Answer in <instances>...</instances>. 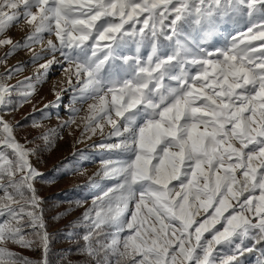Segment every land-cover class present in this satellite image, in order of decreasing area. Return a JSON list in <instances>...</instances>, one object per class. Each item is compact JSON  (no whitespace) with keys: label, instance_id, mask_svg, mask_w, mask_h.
Masks as SVG:
<instances>
[{"label":"snow or ice","instance_id":"obj_1","mask_svg":"<svg viewBox=\"0 0 264 264\" xmlns=\"http://www.w3.org/2000/svg\"><path fill=\"white\" fill-rule=\"evenodd\" d=\"M0 50V264H50L37 183L81 169L45 178L34 160L73 126L106 157L60 214L82 209L65 225L81 264H264V0H0ZM55 65L20 138L9 117Z\"/></svg>","mask_w":264,"mask_h":264},{"label":"rangeland","instance_id":"obj_2","mask_svg":"<svg viewBox=\"0 0 264 264\" xmlns=\"http://www.w3.org/2000/svg\"><path fill=\"white\" fill-rule=\"evenodd\" d=\"M15 38H19L22 33L19 29H14L11 33ZM213 43H216V46H222L223 37L212 38ZM0 55H2V50H0ZM29 54L26 52H19L17 55L12 57L9 60V64H15L17 61L27 60ZM3 69L0 68V71ZM35 68L32 65H28L26 70L20 75L15 77L10 83H15L16 80L22 79L24 76H30L34 73ZM64 80V75L62 69L59 65L53 66L51 69L46 81L42 83L36 94L33 96L32 101L36 108H43V105L55 99L52 88L55 85L57 89L61 86ZM70 103V94H65L59 109H51L53 115L50 120H46L45 124L47 127L56 128L57 125L62 121L68 119L67 106ZM30 103L28 106L24 105L21 109L13 113L9 118L15 121H20L22 118L27 116L32 112ZM39 114L37 113V116ZM59 116V119L57 118ZM32 133L36 134L34 131ZM71 133V134H70ZM107 133V130H106ZM18 137L22 138L24 135L18 129ZM60 135L63 139H58L55 143V146L43 152L40 160H34L35 166L39 169L40 172L45 174V178L53 174L54 166H58L62 161H67L68 167H71L73 164H76L80 167L81 171L75 173L71 176H65L63 179L57 180L54 184H48L44 181L37 183V188L39 189L40 195L42 197H47L48 201V210L46 213L47 219V230L49 233V251L56 250L60 253L61 256H65L68 259L69 249L71 244L67 239L65 225L68 223V220H71L73 216L80 214L82 209H77L74 212L70 213L67 217L61 216L60 214L64 212L65 209L69 208L68 201L75 199L77 194L86 195L87 191L84 190L81 192L76 188L77 185H84L87 181L88 176L92 175L98 171L101 167V160L106 158L104 156V150L90 147L89 145L98 142L101 137H93L91 141H85V143L78 144L77 138L80 136V129L65 128L60 131ZM77 149L85 152L88 159H83L79 156H74L73 153ZM73 189H76L73 191ZM90 203V200H89ZM15 251L26 256H30L33 261H39L41 259V251L39 249L29 250L21 249L15 246H12ZM76 264H81V257L78 253L75 252Z\"/></svg>","mask_w":264,"mask_h":264},{"label":"trees","instance_id":"obj_3","mask_svg":"<svg viewBox=\"0 0 264 264\" xmlns=\"http://www.w3.org/2000/svg\"><path fill=\"white\" fill-rule=\"evenodd\" d=\"M34 101H31L30 106L31 108H33L34 105ZM26 106H28V104H25ZM24 123V126L22 128H20V132L24 135L27 136L29 139L32 138V136L36 135L34 133H32L31 129L28 127V123L27 121H23V118L20 120ZM43 154V153H42ZM44 198H46L47 200V204L49 199L45 196ZM72 247V246H71ZM24 256H26V254H23ZM28 257V256H27ZM68 257H70L69 259L65 256H61L60 253L56 250H50L49 251V260H50V264H69V262H71V264H76V256H75V252H70L69 251V255ZM29 259L32 260V258L29 256Z\"/></svg>","mask_w":264,"mask_h":264}]
</instances>
